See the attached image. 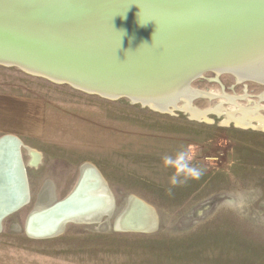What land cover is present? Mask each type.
Instances as JSON below:
<instances>
[{
	"label": "rangeland",
	"instance_id": "374dc122",
	"mask_svg": "<svg viewBox=\"0 0 264 264\" xmlns=\"http://www.w3.org/2000/svg\"><path fill=\"white\" fill-rule=\"evenodd\" d=\"M188 87L191 109L209 120L182 109L185 92L164 98V111L0 64V117L45 128L29 145L40 164L22 147L31 201L3 222L0 264H264V82L212 68ZM243 111L260 118L226 123ZM86 164L105 178L114 211L29 236L28 215L68 196ZM132 196L151 207L145 231L116 226Z\"/></svg>",
	"mask_w": 264,
	"mask_h": 264
},
{
	"label": "water",
	"instance_id": "95a60500",
	"mask_svg": "<svg viewBox=\"0 0 264 264\" xmlns=\"http://www.w3.org/2000/svg\"><path fill=\"white\" fill-rule=\"evenodd\" d=\"M230 56L234 62L220 61ZM257 61L264 63V0H0V64L115 99L152 101L209 69L247 73ZM22 147L17 135L0 136V232L31 201ZM90 186L81 175L68 196L39 205L26 219V233L52 238L70 221L98 219L76 220L103 208ZM142 206L130 199L116 226L136 230L146 218Z\"/></svg>",
	"mask_w": 264,
	"mask_h": 264
},
{
	"label": "bare ground",
	"instance_id": "6f19581e",
	"mask_svg": "<svg viewBox=\"0 0 264 264\" xmlns=\"http://www.w3.org/2000/svg\"><path fill=\"white\" fill-rule=\"evenodd\" d=\"M252 56H254V55H251V57ZM234 59H235V61L237 63L242 64V63H240V59H237V58H234ZM220 61H223V62H234L231 59V56L229 58L224 57ZM257 62L259 63V61H257ZM262 64H263L262 67H261V63H259L258 66H260V67L254 66V67H248V68H246L247 69L246 70L247 73H244V71H243L244 69H237V70H233L231 72H234V73L238 74V76H240L241 79H247L246 77L251 76L250 78H252V79H255V80L260 81V82H264V74H263L264 73V63H262ZM235 68H238V67H235ZM249 68L258 69V70H260L263 73H261V72H258V73L257 72H249V70H250ZM21 69L25 70L26 72H28V73H30L32 75H36V76L48 78V79H51L54 82H58V83H65L64 81H59L57 79L50 78V77H48L46 75L33 72L32 70H29V69H26V68H22L21 67ZM215 69H216V73L217 74H220L222 71H228V70H230L228 66H224L223 68H215ZM242 74H247L248 76H243ZM68 84L69 85H72L73 87H75L77 89L84 90V91H87V92H90V93H95V92L86 90L84 88H81L79 86H76V85H73V84H70V83H68ZM184 88H187L189 90V87H188L187 84L183 88H181V86L179 85V87H178V89L176 91H172L173 88H169L167 90V93L168 94L163 95V96L161 95L159 97L153 98L152 101L149 100L148 102H144L142 100V101H135V102H141L144 105L145 104H150V106L152 108H154V109L165 110L169 106L167 103H165L163 101V99L166 98L165 96H167V95H171L172 96V94L174 92H179V93H177L178 95L179 94H182L185 91H187ZM190 92H191V90L188 91V92H185L186 93L185 94V96H186L185 97V100L186 101H185V105L182 106V109H184V111H187V112H188V110H190L188 113H190L192 115V117H194V118L198 117V118H202V119L209 120L210 118L207 117V115H208L207 112H201L202 110L200 111V110L196 109L195 107H194L195 109H191L190 105L192 103V99H190L188 97V95L191 94ZM98 94H101V93H98ZM197 94H199V93H197ZM204 94H206V93H203V95ZM101 95H103V94H101ZM103 96H106V95H103ZM106 97H111V96H106ZM187 97H188V99H187ZM111 98H113V97H111ZM193 98H194V96H193ZM175 104H177V102H175ZM220 109L221 108H219V110ZM209 112H211V111H209ZM244 112L245 111H243V117L242 118H236L233 115H229L228 121L227 122L225 121V122L226 123H230L231 121H234L237 124V126H240V125L250 126V125H254L253 122H254V120L256 121V118H260L259 116H255V117L250 116V117H248L247 113H244ZM261 121H263V120H261ZM262 127H264V123H263V126ZM27 148H29L30 154L32 156V161L29 163V165H34V166L37 165L39 163L40 159H41V154L36 149H32L30 147H27ZM25 165L27 166V164H25ZM81 175L86 178V182H89L91 184L90 188L88 189V192L91 193V194L99 195L103 199L104 204H102L103 205V208L102 209L100 208L101 211H97V213L95 215H93V213H95V211L87 210V211L83 212V217H80L79 219H76V220H83V219H86L87 217H89L87 219H96V218L100 217L101 213H104L105 214V213L109 212L111 209L112 210H111L110 213H112V211H114L113 206H114V202H115L114 196H113V192L108 187L107 182H106L105 178L103 177V175L101 174V172L95 166H93L92 164H86V165L83 166L82 174ZM133 199L135 200V203H136V202H139V199L140 198L139 197H136V196H132L131 201ZM149 210H151V207L145 202V206L140 207L139 212H140V214L141 213H145L146 218H145L144 222L138 224L137 226H133L132 228H137L139 230H144V229H147L148 228V224H149L148 223ZM125 223H126V225L129 226V225L135 224L136 222H135V220H131V221L128 220Z\"/></svg>",
	"mask_w": 264,
	"mask_h": 264
},
{
	"label": "crops",
	"instance_id": "0c3cea01",
	"mask_svg": "<svg viewBox=\"0 0 264 264\" xmlns=\"http://www.w3.org/2000/svg\"><path fill=\"white\" fill-rule=\"evenodd\" d=\"M1 96L5 97L6 99H8L10 97H14V96H11V95L6 94V93H2ZM18 98H20V97H18ZM36 109H38V108H36ZM11 121L12 120L9 118V115L7 113H3L0 117V123H2V124H4V123L9 124ZM17 121H19V122H17ZM30 121H31L30 119L25 118V117H21L20 120L14 119L12 121V124H11V126H14V127L13 128H10V127L7 128L6 127L4 130L1 131V133L9 132V133L16 134L17 136H19L21 138L24 148L30 147L29 145L37 144V140L41 138L42 132L45 130V128H44V130L42 128H40L39 125H37V127H36L38 130H36L35 128L28 130L26 127H28V122L31 123ZM15 125L20 126L22 129L16 128ZM32 126H33V124H32ZM38 151H40L41 158H42L43 153L41 152V149H38ZM30 157H31V159L29 160V162L32 161L31 154H30ZM41 162L42 161L40 160V162L38 164H40Z\"/></svg>",
	"mask_w": 264,
	"mask_h": 264
}]
</instances>
